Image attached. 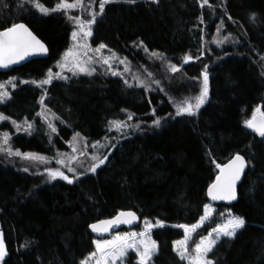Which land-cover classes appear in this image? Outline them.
I'll return each instance as SVG.
<instances>
[{
	"label": "trees",
	"instance_id": "trees-1",
	"mask_svg": "<svg viewBox=\"0 0 264 264\" xmlns=\"http://www.w3.org/2000/svg\"><path fill=\"white\" fill-rule=\"evenodd\" d=\"M39 2L51 9L59 0ZM20 21L48 53L0 72V83L15 78L16 84H8L10 98L0 103V114L10 118L0 121V133L9 136L0 145L5 149L0 151V234L6 247L0 264H79L94 251L88 225L123 209L134 210L140 221L122 232L141 231L145 218L165 222L151 233L158 246L152 264H188L173 251L172 242L185 235L175 226L199 222L216 164L236 153L251 160L236 200L213 204V214L193 231L190 242L216 227L226 213L242 216L245 226L234 238H222L209 258L214 264H264V137L243 123L257 107L264 112V0H208L203 5L199 0H136L132 5L120 0L106 6L93 24L90 45H106L103 53H115L125 61V70L113 76L99 62L91 75L67 72L66 79L39 88L19 81H40L55 69L73 23L62 11L41 15L22 0H0V30ZM186 55L192 59L185 63ZM172 65L178 71L172 72ZM201 71L208 73L207 100L193 115H175L174 103L199 94ZM42 110L51 115L55 133L37 115ZM129 114L139 130L109 131V121H127ZM157 118L160 126H152ZM25 121L33 125L30 133ZM76 133L91 147L107 138L111 142L101 150L100 159L107 160L95 173L86 171L87 153L77 170L84 175L72 184L49 181L40 162L7 152L67 154ZM134 258L129 252L126 263L136 264Z\"/></svg>",
	"mask_w": 264,
	"mask_h": 264
},
{
	"label": "snow or ice",
	"instance_id": "snow-or-ice-1",
	"mask_svg": "<svg viewBox=\"0 0 264 264\" xmlns=\"http://www.w3.org/2000/svg\"><path fill=\"white\" fill-rule=\"evenodd\" d=\"M23 3H27L35 8L41 15H50L52 13L64 12L66 18L74 24V30L71 33L72 39L76 41L78 37L83 34V38L86 39L93 35L92 25L96 23L98 17H102L105 12L106 6L120 2V0H99L98 11H93L89 5L87 8L88 15L90 19L84 20L80 16H70L68 15V10L73 8H83L85 7L82 3V0H59V2L53 7L48 8L39 0H22ZM123 3L132 5L136 3V0H122ZM152 3H157L158 0H151ZM203 4H207L208 0H199ZM231 19V17H229ZM255 13L250 15V19L254 20ZM219 44L220 41H214ZM143 42H141L142 45ZM77 48L83 50V55L87 56L86 60H80L79 52H74L72 49L65 51L62 54L60 61H57V67L61 71L55 73L51 69L48 70L47 78L42 81H24L20 80V84L31 83L37 88L47 85L52 82L53 79H66L62 75V70L68 68L73 75L83 73L86 75H91L95 68L91 67L93 59L91 56H88V52H95L97 56H100L101 49H104L106 45L103 43L99 44L95 49H91L85 44H77ZM48 49L42 43L24 23H12L10 26L0 30V68H7L10 65L16 64L22 61L26 56L31 54H41L47 52ZM147 51V49H145ZM154 56L160 58L158 53H153ZM203 55V53H201ZM71 58V60H70ZM117 59L116 54L112 53L111 57H102V63L104 65H109L108 71L111 72L113 76L120 75V73L115 72L111 68V60ZM192 57L185 56L184 62H188ZM264 59V56L261 57ZM97 63L101 60H97ZM121 64L125 63L124 60L119 61ZM207 65H205V69ZM127 70V69H126ZM172 72L178 71L176 65L170 67ZM264 74V73H262ZM200 76L203 78V82L200 87L199 94L192 98H184V100L179 104H173L176 108L175 115H193L197 109H199L208 98V73L207 71H201ZM193 79H196L193 77ZM15 78H10L9 81L0 83V103H3L6 99L10 98V93L5 90L8 84H11L12 87H16L14 83ZM126 86L131 87L129 81H124ZM142 82H138V85ZM154 83H156L154 81ZM145 91H148V87L145 86ZM163 91V89H161ZM192 99L194 102H189ZM44 97H40V102L43 105ZM125 111V110H122ZM155 114V110H153ZM43 117V113H37ZM55 116V113H53ZM133 118L132 114L127 115L126 119L131 120ZM9 117L0 114V121L8 120ZM11 123L16 125V121L12 120ZM27 127L24 129L27 132H31L33 125L28 121L24 122ZM109 131L115 127L117 131L121 129H128L131 127L134 131L139 130L138 125L133 124L129 125L123 120H113L109 121ZM244 125L255 132L258 136L264 137V112L259 110V107L253 110L252 116L250 119L243 121ZM161 124V118H157L152 121V126L159 127ZM48 128L51 130V133L57 131L56 127L52 123H48ZM19 130V128H18ZM79 136V133L74 134ZM9 142L8 133H0V143L7 144ZM100 146V142H94V147ZM5 149H0L4 151ZM75 151V149H73ZM109 151L111 149L109 148ZM8 155L20 156L24 159L30 160H40L44 161L45 157L39 156L36 153H21L19 149H16L15 152L11 149H7ZM71 160L75 159V156L70 157ZM93 163L90 167L86 168V171L95 173L96 169L105 163L107 156L104 159H100L96 156H93ZM58 165L66 164L68 167V172L73 173L72 177L65 175L59 168L53 169L51 167H46L45 172L47 173L48 180H55L60 178L66 181L69 184H72L78 176L84 175V172H77L70 163L64 160L58 159L56 161ZM215 163V161H212ZM251 164V160H246L244 156L239 153L234 154L231 159L228 160L226 164H216V167L220 170L216 176V179L208 185L207 195L213 201L217 200H227L231 201L236 199V182L241 179V173L245 171L247 165ZM24 171H28L27 168ZM204 212L200 216L199 222L193 225H176L175 227L182 228L184 230V237L179 240L172 242L173 251L180 258L181 261H187L188 264H214L213 260L209 258V254L215 250L218 242L222 238H234L235 234L239 229H242L245 226V219L242 216L228 214V218L222 223L217 224L215 228L210 229L207 236L200 238V241L195 244V247L189 251L188 249V240L190 239L189 233L195 231L200 225L209 219L214 212L209 204H204ZM136 213L133 211H118L115 216L111 219L99 221L97 223L90 224L88 227L92 232L104 233L108 232L109 228H112L120 224H132L136 220ZM165 227V222L157 219L155 223L150 222L145 218L143 230L139 233L136 232H125L117 233L112 239H94L92 241L95 246V250L89 253L86 257L80 260L79 264H124V260L128 258L130 250L135 253L137 257L136 264H152V258L154 254L158 251L157 241L152 238V230L154 228ZM27 245H22L24 247ZM6 255L5 242L0 236V260H2Z\"/></svg>",
	"mask_w": 264,
	"mask_h": 264
},
{
	"label": "rangeland",
	"instance_id": "rangeland-1",
	"mask_svg": "<svg viewBox=\"0 0 264 264\" xmlns=\"http://www.w3.org/2000/svg\"><path fill=\"white\" fill-rule=\"evenodd\" d=\"M96 2L99 3V0H82V3L84 4L85 7H83V8H73V9H70V10H68V14H69L70 16H80V17H81L82 19H84V20L90 19L91 17L88 15L87 8H88V6L90 5V6H91V9H92L93 11H95V3H96ZM92 27H93V25H92ZM73 30H74V24H73V28H72V30H71V33H72ZM78 43H79V44H85V45H87L88 47H90L91 49H95V48H96V47H92V46L90 45V37L84 39V38H83V34H81V36L78 37V39H77L76 41H74V40L72 39V36H71V38H70V43H69V45H68V47H67V49H66L65 51H67V50H69V49H72L74 52H79V53H80V56H79V59H80V60H86V59H87V56H84V55H83V50H82V49H79V48L76 47V45H77ZM64 53H65V52H64ZM87 55H88V56H91L92 59H93V63H92V65H91V67H92L93 65L97 64V62H96L97 60H101L100 63H102V57H111V55H105V54L103 53V50H102V49H101V54H100V56H97L96 53H95L94 51H93V52H88ZM61 58H62V55H61V57H60L57 61H60ZM70 60H71V58H70ZM120 60H122V59L117 58V59L111 60V62H110V63H111V68H112V70L115 71V72H118V73H120L122 70H125V68H126V63L121 64V63L119 62ZM102 64H103V63H102ZM106 66L109 67V65H106ZM118 66H120L121 68L118 69ZM51 70H52L53 73H55V72H57V71H61V69H59V68L57 67V62H56V64H55V69H51ZM67 72H69V74H72V72L69 71L68 68H65V69L62 70V75L65 76V77H67V76H66V73H67ZM47 73H48V72H47ZM45 78H47V74H46V76H45L43 79H45ZM43 79H41L40 81H42ZM11 86H12V85H11ZM7 87H8V85H7ZM7 87H6L5 90H7ZM43 97L45 98V95H44ZM40 113H43V117H46V119H45V118H44V119H45V121H46L47 123H51V115H50V114H47V113H46L45 111H43V110H42ZM125 123L131 125V121H130V120L125 121ZM22 125H23V123H22ZM113 128L116 129L115 127H113ZM126 130H127V129H126ZM120 131H122V129H121ZM110 142H111V140H110L109 138H107V139L104 140V141H100V146H95V147H94V143H93V144H92V147H91L90 144H88V143H84V141H83L79 136H76L75 138L72 139V141H71V143H70V153L63 154V155H61V154H57V155H55V156H53V157H46V156H43V157H45V160H44V161H40V160H35V161H33V160H30V159H25V160H30V161H33V162H40V163L43 165L44 170H45L46 167H51V168H53V169L59 168L62 172L65 173V175H68V176H69V175H71V174H73V173L68 172V167H67L66 164H60V165H58V164L56 163V161H57L58 159H60V160H64V161H67V162L70 163V165H71L74 169H76V171H77L78 168H80V167L83 165V163H84V159H83V158H86V157H87V153H88V155H89L91 161H89V162L87 163L86 166H89V165L91 166V164L94 162L93 159H92L93 156H96V157L100 158V156H101V150H102L103 148H105L107 145H109ZM87 144L89 145V147H90V149H91L90 152H87V148H86ZM0 145H1L2 147H4L5 144L0 143ZM73 149H75V151H74ZM72 156H75V159H74V160H71V159H70V157H72ZM23 159H24V158H23ZM83 168H84V167H83ZM46 174H47V173H46ZM58 178H59V177H58ZM208 204H209V206H210L212 209L215 210L216 207H215L213 204H211V203H208ZM228 214H229V213H226V214H225V217L223 218V221L220 222L219 224H222V223L228 218ZM204 222H205V221H204ZM204 222H203V223H204ZM143 226H144V223H143ZM214 228H215V227H214ZM142 230H143V229H142ZM142 230H141V231H142ZM127 232H128V231H127ZM129 232H136V231H129ZM139 232H140V231H137L136 233H139ZM117 233H125V232L117 231V232H114V233L110 234L109 236H107V237H105V238H100V239H112V237L115 236ZM208 233H209V232H208ZM208 233H206L204 236H207ZM192 235H193V231L189 233L190 239H191ZM0 236H1V234H0ZM202 237H203V236H202ZM200 238H201V237H200ZM200 238H199L197 241H195L194 243H191V242H190V239L188 240V249H189V251H191V250L195 247V244H196L197 242L200 241ZM95 239H98V238H95ZM94 250H95V246H94ZM130 252H132V251L130 250ZM132 253H133L134 256H135L134 260L137 262V257H136V255H135V253H134V252H132ZM187 263H188V262H187ZM93 264H94V262H93ZM124 264H127V263H126V259L124 260Z\"/></svg>",
	"mask_w": 264,
	"mask_h": 264
},
{
	"label": "water",
	"instance_id": "water-1",
	"mask_svg": "<svg viewBox=\"0 0 264 264\" xmlns=\"http://www.w3.org/2000/svg\"><path fill=\"white\" fill-rule=\"evenodd\" d=\"M17 23H24V22H22V21H20V22H17ZM27 27H28V25L26 24V23H24ZM29 28V27H28ZM2 30V29H1ZM29 30L42 42V43H44L30 28H29ZM44 45H45V47L47 48V46H46V44L44 43ZM47 53H48V51L47 52H45V53H41V54H31V55H28V56H26L22 61H20V62H18V63H16V64H13V65H10L9 67H7V68H0V72H7V71H9V70H11L12 68H14V67H16V66H20V65H22V64H24V63H26V62H28L29 60H32V59H35V58H43V57H46L47 56ZM251 118V117H250ZM249 118V119H250ZM237 154V153H236ZM241 155V154H240ZM233 156V155H232ZM231 156V157H232ZM231 157L229 158V159H231ZM228 159V160H229ZM228 160H226L224 163H222V164H226L227 162H228ZM221 164V165H222ZM248 166V165H247ZM247 166H246V168H245V171L244 172H242L241 173V179L240 180H238L237 182H236V192H237V188H238V185H239V183L241 182V180H242V178H243V176H244V173L246 172V170H247ZM219 169H218V172L216 173V175H215V178H214V180L216 179V176H217V174L219 173ZM213 180V181H214ZM212 181V182H213ZM211 182V183H212ZM210 183V184H211ZM207 188H208V186H207ZM207 188H206V197H207V200H208V202L209 203H211V204H214V205H218V204H230V203H232L233 201H235L236 199H234V200H231V201H227V200H217V201H213V200H211V198L207 195ZM236 198H237V196H236ZM133 211V212H135L134 210H131V209H123V210H119V211ZM118 212V211H117ZM117 212L114 214V215H112V216H110V217H106V218H101V219H97V220H95V221H93V222H91L90 224H93V223H97V222H99V221H103V220H108V219H111L113 216H115L116 214H117ZM136 213V212H135ZM136 220H134L133 221V223L132 224H120V225H116V226H114V227H112V228H109V231L108 232H104V233H96V232H92V230L88 227V229H89V231H90V233H91V235L94 237V238H98V239H100V238H105V237H107V236H109L110 234H112V233H114V232H117V231H120V230H122V229H128V228H133L134 226H136L138 223H139V221H140V218H139V216H138V214L136 213ZM89 224V225H90ZM88 225V226H89Z\"/></svg>",
	"mask_w": 264,
	"mask_h": 264
}]
</instances>
